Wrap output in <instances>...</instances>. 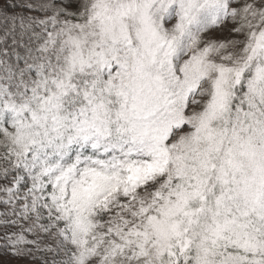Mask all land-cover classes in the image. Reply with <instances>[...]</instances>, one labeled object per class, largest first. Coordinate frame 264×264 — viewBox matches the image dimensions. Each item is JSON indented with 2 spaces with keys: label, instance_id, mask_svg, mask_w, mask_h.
Segmentation results:
<instances>
[{
  "label": "snow or ice",
  "instance_id": "obj_1",
  "mask_svg": "<svg viewBox=\"0 0 264 264\" xmlns=\"http://www.w3.org/2000/svg\"><path fill=\"white\" fill-rule=\"evenodd\" d=\"M0 264H264V0H0Z\"/></svg>",
  "mask_w": 264,
  "mask_h": 264
}]
</instances>
